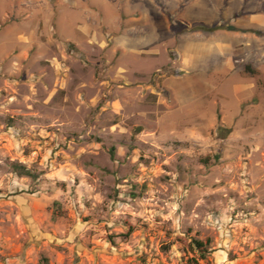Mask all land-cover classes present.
Wrapping results in <instances>:
<instances>
[{"label": "rangeland", "instance_id": "rangeland-1", "mask_svg": "<svg viewBox=\"0 0 264 264\" xmlns=\"http://www.w3.org/2000/svg\"><path fill=\"white\" fill-rule=\"evenodd\" d=\"M193 240L264 264V0H0V264Z\"/></svg>", "mask_w": 264, "mask_h": 264}, {"label": "trees", "instance_id": "trees-1", "mask_svg": "<svg viewBox=\"0 0 264 264\" xmlns=\"http://www.w3.org/2000/svg\"><path fill=\"white\" fill-rule=\"evenodd\" d=\"M202 31L205 32H215L219 30V27H212V28H199ZM247 70L251 72L252 74H255V72L251 71L249 67H247ZM13 171L18 174L19 176H26V177H31L33 179L36 178L35 175H33L25 166L20 165V164H13L12 165ZM191 248L193 249L194 252L197 254V258L193 259L191 262L198 264L199 261H205L208 256L211 253L210 250V241L202 242L199 240H193L191 243Z\"/></svg>", "mask_w": 264, "mask_h": 264}]
</instances>
